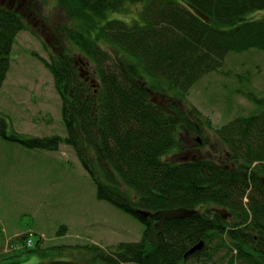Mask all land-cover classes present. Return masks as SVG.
<instances>
[{
  "label": "trees",
  "instance_id": "obj_1",
  "mask_svg": "<svg viewBox=\"0 0 264 264\" xmlns=\"http://www.w3.org/2000/svg\"><path fill=\"white\" fill-rule=\"evenodd\" d=\"M55 2L65 21L49 30L36 0H0V89L16 35L28 30L39 37L29 22L36 14L38 30L51 35V54L39 59L52 76L66 134H9L0 117V135L29 149L68 146L94 181L97 199L144 228L136 242L64 249L85 250L90 261L79 264H208L213 256L222 259L216 252L226 244L228 254L235 251L228 264H264V98L247 94L260 110L212 129L235 167L194 154L168 159L186 147L183 130L200 133L196 110L181 107L192 86L217 71L229 53L264 51V17L251 18L264 11V0ZM126 2L131 14L116 15L128 9ZM82 57L94 68V82L81 67ZM175 208L199 214L165 221L152 247L148 236L155 220L137 211ZM27 235L24 247L31 244ZM200 241L203 248L184 258Z\"/></svg>",
  "mask_w": 264,
  "mask_h": 264
},
{
  "label": "rangeland",
  "instance_id": "obj_2",
  "mask_svg": "<svg viewBox=\"0 0 264 264\" xmlns=\"http://www.w3.org/2000/svg\"><path fill=\"white\" fill-rule=\"evenodd\" d=\"M36 2L40 6L38 14L49 20V30L64 23L65 17L55 0ZM125 6L128 9L115 14L130 15L131 4L126 2ZM252 17H264V11ZM29 22L39 37L28 30L16 35L9 69L0 89V117L9 134L64 137L61 102L50 72L39 59H48L51 54V35L38 30L41 26L38 15H31ZM53 22L57 23L55 27ZM81 60L82 69L88 72L85 75L96 80L91 63L83 61V57ZM249 93L264 98V51L257 49L229 53L217 71L208 73L192 86L182 105L179 101L183 110L195 109L199 118L195 121L200 124V133L191 131L187 125L183 127L188 129L183 130L182 137L190 154L236 166L225 159L227 155L212 129L235 116L259 111L260 106L246 98ZM153 99L161 98L153 96ZM186 147L171 152L168 159L190 157L185 155ZM62 225L66 227L64 233L60 229ZM143 230L138 220L97 199L94 181L68 146L60 145L58 151L29 149L0 135V264L88 263L90 256L83 254L85 250L63 246L96 245L109 249L141 240ZM27 233H31L28 237L31 244L24 247L22 236ZM15 244L18 246L13 247ZM227 246L220 244L216 253L222 259L213 256L212 261L228 264L235 251L228 254ZM212 261L207 263L214 264Z\"/></svg>",
  "mask_w": 264,
  "mask_h": 264
},
{
  "label": "water",
  "instance_id": "obj_3",
  "mask_svg": "<svg viewBox=\"0 0 264 264\" xmlns=\"http://www.w3.org/2000/svg\"><path fill=\"white\" fill-rule=\"evenodd\" d=\"M91 81L94 82L95 79H91ZM137 212L144 218H152L155 220L154 228H151L149 230L148 236V242L152 247L158 246V237L159 235L163 234V227L165 221L186 219L198 216L196 210L185 208L165 209L153 213L144 210H138ZM201 246H203V242H199L198 244L194 245L185 253L184 258L199 250Z\"/></svg>",
  "mask_w": 264,
  "mask_h": 264
},
{
  "label": "flooded vegetation",
  "instance_id": "obj_4",
  "mask_svg": "<svg viewBox=\"0 0 264 264\" xmlns=\"http://www.w3.org/2000/svg\"><path fill=\"white\" fill-rule=\"evenodd\" d=\"M189 155H190V153H189ZM197 211V215L199 214V212H198V210H196ZM221 213H223V212H221ZM152 228H154V225H153V227ZM151 229V228H150ZM203 246H204V244H203ZM203 246H201V248L199 249V250H201L202 248H203ZM199 250H197V251H199Z\"/></svg>",
  "mask_w": 264,
  "mask_h": 264
},
{
  "label": "clouds",
  "instance_id": "obj_5",
  "mask_svg": "<svg viewBox=\"0 0 264 264\" xmlns=\"http://www.w3.org/2000/svg\"><path fill=\"white\" fill-rule=\"evenodd\" d=\"M13 247H15V246H13ZM13 247H12V248H13Z\"/></svg>",
  "mask_w": 264,
  "mask_h": 264
}]
</instances>
